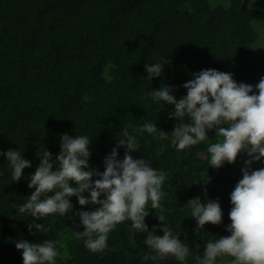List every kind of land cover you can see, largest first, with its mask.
<instances>
[{"label": "trees", "instance_id": "16d2710c", "mask_svg": "<svg viewBox=\"0 0 264 264\" xmlns=\"http://www.w3.org/2000/svg\"><path fill=\"white\" fill-rule=\"evenodd\" d=\"M221 1L0 0V152L18 150L31 163L16 182L6 156H0V264H23L22 252L15 248L20 240L61 241L64 247L57 246L56 264H180L174 257L142 260L141 254L149 252L143 242L146 234L130 238V221L109 233L103 252H90L74 236L84 231L77 213L98 205L82 207L75 196L69 197L73 209L65 216L36 221L48 229L43 233L35 228L30 233L31 216L20 214L12 204H23L35 191L28 183L40 164L37 152L45 148L55 160L63 134L88 136L86 170L103 172L113 148L118 159L124 157L126 148L117 147L124 125L148 121L171 132L180 123L169 118L174 105L154 103L149 95L161 85L172 88L179 100L187 95L183 84L195 78L192 74L216 69L231 73L237 83L252 85L250 94H258L255 85L264 77V48L255 49L259 32L252 22L264 20V10L249 8L248 0ZM161 57L170 63L160 77L150 80L144 65ZM184 122L190 124L191 119L186 116ZM207 135V140L177 152L170 139L145 132L137 136L139 151L130 153L166 173L161 205L165 222L190 248L184 264H197L195 256H202L208 240L230 235V194L241 155L234 164L210 167L207 146L216 142L215 129ZM84 195L90 199V193ZM197 197L202 203L218 199L220 225L208 223L195 231L197 223L185 205ZM145 223L149 231L155 226L154 234L163 236L164 225L150 205ZM231 259L218 257L217 264Z\"/></svg>", "mask_w": 264, "mask_h": 264}, {"label": "clouds", "instance_id": "9594fccd", "mask_svg": "<svg viewBox=\"0 0 264 264\" xmlns=\"http://www.w3.org/2000/svg\"><path fill=\"white\" fill-rule=\"evenodd\" d=\"M254 2L248 0L249 8ZM188 7L190 9V5ZM253 27L259 29L260 25L257 23ZM261 34L264 35V30ZM169 63L162 57L157 63H146L148 78L160 77L164 65ZM192 75L195 78L183 84L187 95L179 100L172 94V88L164 85L149 93L154 103L174 105L175 110L169 118L180 123L169 133L148 121L142 126L124 125L120 132L123 138L117 141V147L126 148L124 157L118 159L117 148H113L104 159L103 172L86 170L89 169L91 153L90 138L85 135L73 138L63 134L55 160L45 148L38 151L40 164L28 183V187L35 191L23 204H12L20 214L31 216L33 223L28 225L29 232L33 228L46 232L48 229L44 223L36 221L53 214L65 216L73 209L69 197L75 196L82 207L98 205L95 210L77 213L84 231H75L74 236L83 240L90 252H103L108 247L109 233L117 225L130 221V238L137 233L146 234L143 242L149 252L141 254L142 260L162 261L174 257L184 264L190 248L165 222L161 205L166 195L162 191L166 173L151 167L143 158L134 159L130 153L139 151L137 136L145 132L159 140L170 139L171 146L181 152L207 140L208 130L215 129L216 142L207 146L210 167L219 169L225 162L234 164L241 153H246L248 159L241 169L242 179L230 194L231 224L226 229L230 235L208 240L202 256L197 254L195 260L197 264H217L218 257L227 256L232 258L229 264H264V168H251L254 162L264 159V77L255 85L258 94H250L254 93L253 86L237 83L231 73L205 69ZM186 116L191 119L190 124L184 122ZM0 156L7 158L12 181L18 182L23 170L31 167L30 161L22 158L18 150L0 152ZM94 176L99 178L93 180ZM85 192L90 193V199L85 197ZM149 205L164 225L160 228L163 236L154 234L155 226L149 231L145 223ZM185 206L197 223V233L205 224L222 223L223 212L218 199L202 203L197 197L190 199ZM58 245L64 247L59 240L40 243L20 240L15 243V248L22 252L23 264H56V257L60 255Z\"/></svg>", "mask_w": 264, "mask_h": 264}, {"label": "rangeland", "instance_id": "374dc122", "mask_svg": "<svg viewBox=\"0 0 264 264\" xmlns=\"http://www.w3.org/2000/svg\"><path fill=\"white\" fill-rule=\"evenodd\" d=\"M222 2L223 1H221V0H214V3H222ZM251 7L252 8H256V9L264 10V0H255V2L251 5ZM257 23L260 25V28L259 29L254 28L257 31V33L259 32V37H257V40H256V42L254 44L255 47L256 46H264V40H261V39L264 38V35L261 34V31L264 30V20H258V19L253 20L252 25L257 24ZM259 41H261V45H259ZM240 155L241 156H240L239 160H237L238 168H236V170H235V173H236L235 181H236V183H238V181L240 179H242L241 169L244 167V161L246 159H248L246 153H241ZM251 168L253 170H256V169H259V168H264V159H262L259 162H254L251 165Z\"/></svg>", "mask_w": 264, "mask_h": 264}]
</instances>
